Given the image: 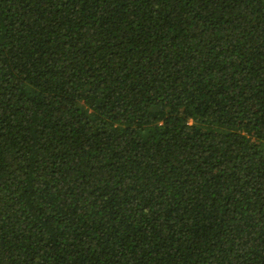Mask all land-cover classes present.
<instances>
[{
    "label": "trees",
    "instance_id": "obj_1",
    "mask_svg": "<svg viewBox=\"0 0 264 264\" xmlns=\"http://www.w3.org/2000/svg\"><path fill=\"white\" fill-rule=\"evenodd\" d=\"M0 264H264V0H0Z\"/></svg>",
    "mask_w": 264,
    "mask_h": 264
}]
</instances>
